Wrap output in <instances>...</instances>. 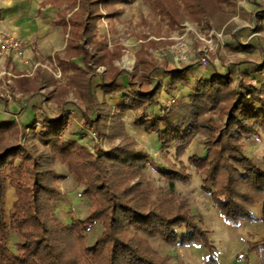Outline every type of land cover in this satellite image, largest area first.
<instances>
[{"label": "trees", "instance_id": "trees-1", "mask_svg": "<svg viewBox=\"0 0 264 264\" xmlns=\"http://www.w3.org/2000/svg\"><path fill=\"white\" fill-rule=\"evenodd\" d=\"M68 1L76 6L77 0ZM184 1L193 11L189 15L195 16L198 9L203 13L201 0ZM98 4L99 0H79L77 11L67 20L70 31L66 54L81 57L83 63V68L71 64L75 75L69 86H75L88 104L94 102L90 76L104 67L99 84L103 97L115 101L116 110L141 111L133 125L154 137L160 151L176 161H180L196 134L204 136L202 153L190 154L187 165L155 166L160 178L173 189L177 183L190 182L187 168H192L200 177L201 193L209 198L225 224L234 228L242 223L264 225V160L246 155L242 147L245 141L264 137V82L256 87L241 81L231 88V76L210 73L187 86L184 68L165 72L169 78L166 85L157 81L152 88L142 89L134 81L138 80L135 73L126 75V86L119 85L120 72L113 63L121 56L122 48L108 51L93 33L100 19ZM158 7L173 19L174 11L161 3ZM145 59L139 64L144 68L141 79L151 78L156 69L155 62ZM59 63L63 65L64 61ZM253 72L264 76V63ZM36 73L33 79L17 81L22 94L27 95L34 87L41 91L54 82L45 71L37 69ZM180 86L187 88L186 98L169 106L160 104L161 91L173 98ZM68 89L58 88L55 93L61 99ZM101 105L97 121H92L96 125L98 120H105L103 114L110 113L109 101ZM208 114L211 116L206 117ZM82 118L88 122L87 115L82 114ZM40 123L35 134L40 147L0 148V264H168L167 258L155 260V252L144 239L157 240L168 247H201L207 253L204 264H218V251L210 233L202 229L198 215L181 208L170 212L164 201H151L146 187L141 188L139 182L124 186L130 177L139 176L143 167L153 166L144 152L119 147L108 151L94 147L91 152L78 138L63 136L65 124L60 120L42 117ZM3 126L0 124V129ZM42 149L45 155L39 153ZM49 158L64 164L82 189L80 197L89 210L86 218L63 224L55 217L54 205L60 197L51 186L56 175L48 168ZM9 186L14 201L7 211ZM255 205L260 206L259 218L251 212ZM95 224L100 225L101 234L88 244L87 231ZM247 253L264 264V238L248 243Z\"/></svg>", "mask_w": 264, "mask_h": 264}, {"label": "rangeland", "instance_id": "rangeland-1", "mask_svg": "<svg viewBox=\"0 0 264 264\" xmlns=\"http://www.w3.org/2000/svg\"><path fill=\"white\" fill-rule=\"evenodd\" d=\"M129 1L131 4L123 7L124 12L121 19L115 20L112 25L110 24L111 26L103 23L98 32L100 37L105 36L106 38V32L109 31V43L107 44L110 45L111 41L112 45H123L127 50L116 63H113L116 68L120 69L117 79L119 85L126 86L125 75L132 73L138 77V80L135 77L134 81L138 82L137 84H140L142 89L152 88L157 81H163L164 85L169 82L163 69L152 71V80L151 78H140L144 74L142 73L144 68L139 64L145 57L149 61H159L168 71H179L185 68V75L189 80L187 86L210 73L231 76V88L237 87L241 81L246 84L251 83L256 87L264 82L263 75L253 72L256 66L264 63V0H201L203 13H199L200 9H198L195 16L189 15L188 12L192 9L188 10L187 3L181 0L180 5L179 3L174 6L167 5L168 8H166L174 11L175 15L180 11L179 17L182 25L174 26L161 22V20L162 27L159 26V28L155 23L158 22L157 16L160 14L158 11L152 12L146 0ZM172 1L167 0V3L173 4ZM147 33L156 35L155 38L158 36L162 38L158 41L150 38L151 42H161L159 49L148 46L144 49L137 42L139 39L146 40L145 34ZM206 51H208L210 62L202 66L197 60ZM178 53L183 55L179 61L174 58ZM20 58L23 59L8 55L4 60H0L2 66L5 64L4 68L0 67V124L4 125L0 129V148L7 145H19L24 148L39 146L35 142V134L41 128L42 117L60 120L65 124L63 136L78 138L91 152L94 147L102 151L119 147L144 152L147 161L152 162L153 166L143 167L139 176L130 177L124 186L139 182L141 188L146 187L147 197L151 201H164V206L170 212L181 208L183 211L188 210L190 214L198 215L202 219V229L209 232L210 239H214L220 245V249H223L222 258H225L226 249L229 248L225 242L228 241L231 247L239 246L242 244V239H245L246 232H259L260 227L257 223H242L236 228L225 224L219 213L211 207L209 198L201 193L200 177L192 168H187V173L191 176L190 182L177 183L173 189L169 188L158 175L155 166H169L170 163L176 167L181 164L187 165V157L190 154L200 155L203 151L202 144L205 142L204 136L196 134L191 139L180 161L165 155L160 151L158 141L154 137L145 134L133 125L134 119L142 112L131 109L116 110V102L103 97L97 86L98 77H95L91 84V93L95 101L89 104L77 92L75 86L65 83L70 73L64 74V79L57 78L50 84L51 89L38 91L34 87L26 95L28 98L22 100L24 96L19 95L18 84L12 76L17 72L13 70L12 62L9 61L14 59L20 64L24 60L29 61L24 57V52ZM98 70L103 72L101 68ZM244 73H247L248 77L244 76ZM256 75L261 80H258V77L255 78ZM56 76L58 77L57 74ZM62 87H69V89L59 99L58 93L55 92ZM187 95V88L180 86L174 93V99L177 101L186 98ZM158 98L160 104L169 106V94L161 91ZM106 101L111 104L110 113L102 115L106 118L98 120L100 124L92 123L94 120L97 121V113L103 108L101 104ZM156 110H158L157 107L155 109L157 113ZM82 114L89 117L88 122L81 117ZM209 115L211 116L208 114L206 117ZM212 117L221 123L216 115ZM89 132H95L94 140ZM242 147L246 155L259 161L264 160V137L259 140L245 141ZM41 151L39 153L46 154L43 149ZM48 160V168L56 175V179L51 181V186L60 197L54 205L55 217L63 224L86 218L89 210L84 199L80 197L82 189L68 173L64 164L56 159L49 158ZM13 201V189L9 186L6 196L7 211L11 209ZM258 207L259 205L253 206L251 212L257 214ZM100 234L101 227L95 224L87 231L88 244H93ZM138 238L144 239L141 236ZM144 241L145 245L155 252L156 261L167 258L168 264H204L206 259L207 253L201 247H168L157 240L144 239ZM13 242L14 239L11 244ZM220 255L217 252V262L221 258ZM247 258L248 264H259L254 254H247ZM230 264H235V261L233 260Z\"/></svg>", "mask_w": 264, "mask_h": 264}, {"label": "crops", "instance_id": "crops-1", "mask_svg": "<svg viewBox=\"0 0 264 264\" xmlns=\"http://www.w3.org/2000/svg\"><path fill=\"white\" fill-rule=\"evenodd\" d=\"M78 1L76 6L68 0H0V37L2 36H11L14 39L20 40L25 44L24 48V57L29 60L31 65L39 64L35 70H31V68L23 66L20 62L15 61L14 59H10L12 62V68L17 73L12 75L16 83L18 80L24 79H32L36 76L37 69L46 72V75L52 76L53 81L60 79H64V74L70 73V76L67 78L65 83H70L71 78L75 75L71 64L77 65L83 68V63L81 61V57L77 56H69L66 54V46L68 41V35L70 31V26L67 22L68 18L78 9ZM172 3H167V0H146V3L151 8V11H158V25L157 28L162 27L161 22L173 24L174 26H181L182 21H180V11L177 15H173V19L167 17L164 13H161L158 4L161 3L165 8L167 5L174 6L175 4L181 3V0H173ZM130 1L126 0L125 3H119L117 1H107V0H99L98 11L100 14V19L96 22L94 34L96 38L106 46L108 51H113L116 48H122L121 56L123 53H126L127 50L123 45H117L109 43V31L106 32L105 36H99L98 32L103 23L111 26L115 20L121 19L123 15V7L130 5ZM74 5V6H72ZM168 8V7H167ZM164 20V21H163ZM111 24V25H110ZM153 32V31H152ZM156 34V33H154ZM146 40H137V42L145 46L144 49L148 47H154L157 50L159 47V42H151L150 38L158 41L162 38H155L156 35H150L149 33L145 34ZM148 37V38H147ZM106 39V41H105ZM159 49V48H158ZM138 53L135 52V55ZM60 60H63L64 63L61 65ZM118 59H115L116 63ZM156 63V69L154 72L163 69L165 72H169L168 69H164L163 65L154 61ZM1 63V62H0ZM5 65V64H4ZM2 63L0 64V67ZM103 69V72H99L98 69ZM56 69L59 71V76L57 77ZM120 70V69H119ZM105 73L104 67H99L96 69L94 74L90 76V91L91 84L95 77H98L99 83L102 81ZM9 74V73H8ZM153 74V73H152ZM128 75V74H126ZM125 75V77H126ZM127 79V78H125ZM126 83V80H125ZM45 89H51L47 87ZM44 90V89H43ZM19 95L24 96L22 100L27 99L28 97L22 92L19 91ZM23 105V104H22ZM23 107V106H21ZM82 117V115H81ZM258 213L255 214L256 218L260 217V206L257 208ZM260 227L259 232H246L245 239H242V244L237 246H230V243L225 242L229 247L226 249V256L222 258L223 249H220V245L214 240L211 239L217 251L221 254V258L218 264H230L233 260L235 264H248L247 258V244L254 243L262 240L264 238V225L258 224ZM212 236V234H211ZM220 240V239H219Z\"/></svg>", "mask_w": 264, "mask_h": 264}, {"label": "built area", "instance_id": "built-area-1", "mask_svg": "<svg viewBox=\"0 0 264 264\" xmlns=\"http://www.w3.org/2000/svg\"><path fill=\"white\" fill-rule=\"evenodd\" d=\"M211 35H212V33H211ZM209 37H211V36H209ZM24 48H25V44L22 41L14 39L11 36H2V37H0V60H4L8 55H12L13 57L22 60L23 58H20V56L24 52ZM207 52L208 51L203 52L200 55V58H198V60H197L200 63V65H202V66H205L210 62V59H209ZM174 58H175V60L179 61L181 58H183V55H182V53H180V54L178 53V55H176ZM22 65L26 66L28 68L30 67L31 70L33 71L38 67L39 64L31 65L29 63V61L24 60L22 62ZM56 71H57L56 74L59 76V71L57 69H56ZM168 101L170 102L169 105H171L172 103L175 102V99L173 97V98H170ZM89 134L91 135V137L94 140L96 137L95 132H89Z\"/></svg>", "mask_w": 264, "mask_h": 264}]
</instances>
